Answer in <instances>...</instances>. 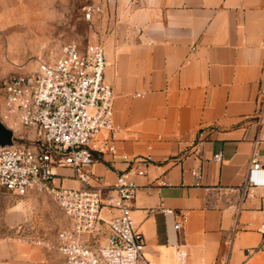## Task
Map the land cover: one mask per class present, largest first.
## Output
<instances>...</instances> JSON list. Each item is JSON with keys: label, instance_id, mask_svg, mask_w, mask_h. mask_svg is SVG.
Here are the masks:
<instances>
[{"label": "crops", "instance_id": "0c3cea01", "mask_svg": "<svg viewBox=\"0 0 264 264\" xmlns=\"http://www.w3.org/2000/svg\"><path fill=\"white\" fill-rule=\"evenodd\" d=\"M108 2L105 80L125 134L116 153L99 155L91 176L103 178L107 197L136 157H153L136 177L133 204L143 256L153 264H176L179 244L189 264H264L257 230L264 187L244 188L255 146L264 161V0ZM198 166L200 184L192 174ZM59 172L68 186L84 187L71 168ZM103 213L111 219L116 211ZM180 214L187 221L177 230Z\"/></svg>", "mask_w": 264, "mask_h": 264}, {"label": "built area", "instance_id": "2783aa9c", "mask_svg": "<svg viewBox=\"0 0 264 264\" xmlns=\"http://www.w3.org/2000/svg\"><path fill=\"white\" fill-rule=\"evenodd\" d=\"M97 11L100 7L91 6L87 18ZM106 66L103 44L69 42L58 55L41 59L33 71L9 77L0 96V113L13 130V145L0 146V188L14 194L52 196L69 221L57 235L58 251L67 264H153L143 256L146 239L133 218L138 197L136 177L147 174L153 157H136L117 175L113 193L107 197L103 196V178L94 179L89 172L99 155L116 153L115 141L125 134L114 118V90L105 80ZM21 129L32 130L37 140L25 142ZM123 158L130 159L128 155ZM222 159V153L214 156L218 162ZM63 167L71 168L72 177L84 187L68 186L69 176L59 172ZM192 174L200 184L201 166ZM161 184L172 185L168 181ZM259 187H264V161L255 146L244 188ZM105 208L116 211L109 220L103 213ZM162 211L175 212L164 207ZM186 221L187 216L180 214L175 229L181 230ZM105 223V241L91 243L90 238ZM257 230L262 247L264 221ZM31 242L43 244L41 239ZM175 258L176 264H189L182 244L177 245Z\"/></svg>", "mask_w": 264, "mask_h": 264}, {"label": "rangeland", "instance_id": "374dc122", "mask_svg": "<svg viewBox=\"0 0 264 264\" xmlns=\"http://www.w3.org/2000/svg\"><path fill=\"white\" fill-rule=\"evenodd\" d=\"M7 2L8 7L0 10V96L11 75L33 71L41 59L58 55L64 44L103 43L102 12L108 0ZM91 6L100 7V11L87 18ZM20 132L25 142L37 140L32 130ZM68 225L49 194H14L0 188V264H67L58 251L57 235ZM106 234L105 223L90 238L91 243L102 244ZM36 239L43 244H32Z\"/></svg>", "mask_w": 264, "mask_h": 264}, {"label": "water", "instance_id": "95a60500", "mask_svg": "<svg viewBox=\"0 0 264 264\" xmlns=\"http://www.w3.org/2000/svg\"><path fill=\"white\" fill-rule=\"evenodd\" d=\"M13 145V130L6 125L0 113V146Z\"/></svg>", "mask_w": 264, "mask_h": 264}]
</instances>
